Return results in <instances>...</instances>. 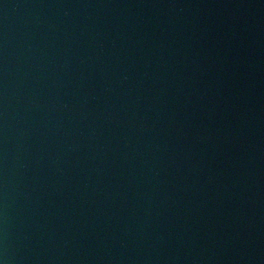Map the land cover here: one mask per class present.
<instances>
[{"label":"water","instance_id":"water-1","mask_svg":"<svg viewBox=\"0 0 264 264\" xmlns=\"http://www.w3.org/2000/svg\"><path fill=\"white\" fill-rule=\"evenodd\" d=\"M0 264H264V0H0Z\"/></svg>","mask_w":264,"mask_h":264}]
</instances>
